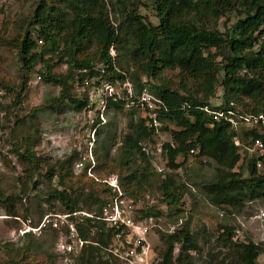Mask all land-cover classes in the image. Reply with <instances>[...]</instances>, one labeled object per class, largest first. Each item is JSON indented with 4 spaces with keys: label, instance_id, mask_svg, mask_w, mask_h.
I'll return each instance as SVG.
<instances>
[{
    "label": "trees",
    "instance_id": "16d2710c",
    "mask_svg": "<svg viewBox=\"0 0 264 264\" xmlns=\"http://www.w3.org/2000/svg\"><path fill=\"white\" fill-rule=\"evenodd\" d=\"M149 1L159 19L157 25L146 21L135 8L126 10L123 20L115 24L102 0H37L36 8L24 27L22 40L16 44L19 60L26 72L24 81H28V75L46 56L57 58L59 63L67 66V70L57 74L48 68L46 75L42 73L47 83L60 88L51 108L67 105L80 112L94 104L86 92L81 97L76 96L77 88L98 76L102 81L94 86H101L104 82L122 85L131 74L125 71L121 59L132 62L141 76L137 75L134 82V99L147 91L163 104L158 111L159 126L145 127V132L151 137L159 131L170 134L171 141L162 145L165 166L171 171L179 170L183 167L179 158L187 161L190 154L212 161L215 180L204 184L203 193L217 208L241 211L247 202L264 198V154L259 152L245 159L246 168L239 165L242 160L241 141L251 138L252 144L256 141L264 144V0ZM123 2L119 0L124 5ZM61 4L65 6L61 7ZM235 12L237 21L228 26L231 14ZM222 20H225L224 31L214 25ZM39 41L46 45L41 52L36 51ZM3 42L4 38L0 37V45ZM90 46L96 50L88 52ZM111 48H116V58L112 56ZM169 70L179 72L180 80L175 86L164 77ZM142 76L146 78L141 79ZM118 81L121 83L116 84ZM2 86L5 85L0 82ZM219 90L223 92V104L214 106L211 99ZM230 103L234 106L231 107ZM205 107L211 112L231 109L243 117L262 118L254 128L234 127L228 121H217L213 114L204 111ZM123 108L125 101L108 99L106 109L121 111ZM103 148L101 145L100 150ZM119 151L122 171L127 173L120 185L125 193L133 195L130 188H143L149 183L154 170L151 157L141 141L129 135L122 140ZM14 152L30 181L41 173L43 164L46 165L45 178L51 186L49 196L60 204V210L51 206L50 213L94 214L93 217L71 216L79 237L86 242L77 254V262L110 264L109 259H104V252H108L115 243L119 230L107 227L98 219L112 196L110 188L99 182L103 186L102 192L108 195L105 200L99 197L95 178L82 180L84 184L89 183L90 192L68 188L65 181L72 176L73 156L47 164L35 154L32 144L17 146ZM96 158H99L97 154ZM89 166L88 161L83 169L85 173ZM239 166L241 168L237 171ZM100 167L103 165L99 163L93 169L95 175ZM56 178L59 183L53 185ZM159 183L164 193L163 204L168 208L184 205L182 199L189 192L185 184L178 183L170 174L163 175ZM24 185L23 190L30 189L28 183ZM20 199V196H6L0 188V205L15 221L20 218L16 206ZM155 210L152 206L140 212L138 220L151 218ZM181 211L177 210V213ZM47 229L58 234L51 227L43 230ZM223 233H226L224 247L232 258L229 264H257L260 255L264 254V249L258 244L236 240L234 228L226 227ZM160 240L165 250L161 252L158 264H193L191 253L200 251L198 237L191 231L162 233ZM44 243L32 232H27L21 238L22 245L3 246L0 252L6 249L13 253L7 264H56V255L45 249ZM39 251L43 252V257L38 259L35 255ZM109 256L119 260L111 253Z\"/></svg>",
    "mask_w": 264,
    "mask_h": 264
},
{
    "label": "rangeland",
    "instance_id": "374dc122",
    "mask_svg": "<svg viewBox=\"0 0 264 264\" xmlns=\"http://www.w3.org/2000/svg\"><path fill=\"white\" fill-rule=\"evenodd\" d=\"M37 0H0V37L4 42L0 45V82L5 86L0 87V188L6 196H20L16 202L20 213V218L15 221L7 215V211L0 205V247L20 244L21 238L27 232H32L44 243L45 249H50L56 255V264H80L77 262V254H63L59 246L65 241V233L59 231L54 234L47 229L41 232L36 231L41 225L45 215L50 213L51 206H56L60 210V204L50 198V182L45 178L47 172L46 165L43 164L40 174L35 175L34 180L26 178L24 168L20 164L14 150L17 146L23 147L31 145L37 156L44 159L47 164H54L66 157L73 156L74 161L71 166L72 176L65 181L68 188L73 190L83 189L90 192L89 183L84 184L85 180L95 178V185L99 190V197L105 200L108 195L102 192L104 180L111 176H117L119 181L126 176V171H122V161L120 158V145L126 135L132 136L141 141L143 148L151 157L153 174L149 183L143 188H130V195L133 198H144L150 196L154 200V215L150 220L142 221V226H148L147 244L141 260L135 259L130 263L126 258V252L121 251L122 258L114 260L109 256L111 253L104 252V259H109L110 264H158L160 254L165 247L160 240L162 233H171L176 230L191 231L195 233L199 240L200 251H193V264H229L232 258L229 250L224 247V228H234L235 238L241 242H254L264 249V198L247 202L241 211L228 209V211L217 208L207 199L203 193V186L215 180V169L212 161L199 159L195 154H190L187 161L179 158L183 167L179 170H169L166 165L165 156L162 154V145L171 141L169 133L161 132L151 137L145 132L148 126L147 114L136 108H123L121 111L115 109L104 110V124L95 126L100 119L101 106L98 103V91L100 86H94L102 77L88 79L82 87L75 90V95L81 97L85 92L91 96L90 105L83 111H75L67 105L55 106L51 108L53 99L57 98L60 88L47 83L42 76L47 74L48 68L57 74H62L67 70L64 63H59L57 58L50 55L38 63L35 69L28 75V81H24V68L18 57L16 44L22 40L24 27L27 20L32 16L36 8ZM108 8L110 19L115 24L123 20V14L129 8H135L138 13L145 17L146 21L152 24H159L157 13L153 4L149 0H122L126 3L121 4L119 0H102ZM64 7L65 5H60ZM237 12L231 14V26L237 21ZM225 20L214 24L221 31H224ZM17 40V42H16ZM46 48L45 42L39 41L36 51L41 52ZM95 47H88V52H94ZM115 58L117 50L113 48ZM50 58H53L50 60ZM48 60H50L48 62ZM122 65L131 75H127L126 82L136 87L134 83L136 76H140V70L132 62L121 59ZM100 64H98L99 66ZM123 71V72H125ZM126 73V72H125ZM167 82L173 86L179 82V72L169 70L164 75ZM146 78L142 76L141 79ZM124 81V82H125ZM121 83L120 81L116 84ZM134 88V87H133ZM101 89V88H100ZM223 92L219 90L211 99L214 106H221ZM97 103H94L96 102ZM234 127H251L257 125V120L250 122L236 121ZM173 128L172 125L168 126ZM95 132V134H93ZM100 133V134H99ZM99 134V135H97ZM115 137V139H114ZM238 144L240 142L236 141ZM103 145V150L100 146ZM242 160L239 165L246 168L245 159L254 157L259 153L258 147L251 142V138L241 141ZM161 149V151H159ZM98 155V159L96 158ZM92 156L95 166L100 163V167L93 171L90 170L92 164L89 160ZM90 162L86 173L83 171L85 164ZM83 163V167L78 169V165ZM236 170L238 171L239 168ZM91 174V175H90ZM170 174L178 181L185 184L189 190L188 194L182 199V204L177 208H168L162 203L164 193L159 188L160 179L163 175ZM97 178H96V177ZM92 178V179H91ZM36 182V185H35ZM92 183V181H90ZM98 182V183H97ZM100 182V183H99ZM28 183L30 189L23 190L24 184ZM59 179L53 181L57 185ZM97 184H100L99 186ZM121 184L122 181H121ZM122 188V187H121ZM110 198V197H109ZM88 211V207H85ZM96 209L95 207L93 208ZM182 213H177V210ZM136 218H139L140 215ZM36 231V232H35ZM224 236V237H223ZM131 239L136 236H129ZM121 241L116 240L115 246L119 247ZM126 250L128 245H125ZM179 249L175 251L177 256ZM112 254V253H111ZM13 253L3 249L0 252V264H7ZM36 258H42L43 252H37ZM116 256V255H115ZM226 256H228L226 258ZM226 260L223 262V260ZM16 259V257H15ZM37 260V259H35ZM223 262V263H222ZM257 264H264V254L260 255Z\"/></svg>",
    "mask_w": 264,
    "mask_h": 264
},
{
    "label": "built area",
    "instance_id": "2783aa9c",
    "mask_svg": "<svg viewBox=\"0 0 264 264\" xmlns=\"http://www.w3.org/2000/svg\"><path fill=\"white\" fill-rule=\"evenodd\" d=\"M113 57L114 51L113 48L110 50ZM101 88V89H100ZM98 95V103H100V119L99 123H95V126H100L104 124V110L107 108L108 99L112 98L113 101H125V107L128 109L136 108L140 109L147 114L146 119L148 122V126L158 127V111L163 106L162 102L148 93L147 91L142 92L136 99H134V88L132 84L125 82L122 85H112L110 83L104 82L100 86ZM230 106L233 107L234 104L230 103ZM204 111L211 113L214 115L217 121L225 120L230 122L233 126H236V121H244L250 122L253 119L257 120V123L261 117L254 118L253 116L243 117L239 115L237 112L228 109L227 111L221 112H211L208 107L204 108ZM263 120V119H262ZM264 126V120L262 121ZM255 126V125H254ZM254 126H251L254 128ZM95 134V132L93 133ZM237 145H239L236 142ZM255 147H258L259 152L264 154V144L260 141L255 142ZM145 150V149H144ZM161 151V149H159ZM147 152V151H146ZM148 154V152H147ZM91 161L92 170L95 167L92 156L89 159ZM83 163H80L77 167L81 169L83 167ZM91 175V174H90ZM106 184L112 193L110 196L109 203L102 209L98 219L105 222L106 226L109 228H113L116 231L119 230L116 235V240L121 241V245L119 247L115 246V243L109 248V251L117 258L118 255L122 258L120 254L121 251L126 252V259L133 263L135 259L141 260L143 258V252H140L145 249L147 244V234L149 232L148 226H142L141 223L144 220H150L151 218H147L144 220H138L136 218L140 214V212L145 211L147 208L152 207L154 200L150 198V196H146L147 199L144 198H133L121 188L120 181L117 176H111L108 179L103 181ZM73 216H86L93 217L94 214H89L86 212H79L72 214ZM71 214L61 215V214H53L49 213L45 215L43 218L41 225L36 231L41 232L43 229L51 227L56 231H67L65 241L59 246V250L63 254H78L83 246L85 245V241H83L77 232L76 223L71 220ZM35 231V232H36ZM136 236L135 238H130L129 236ZM128 245V249L126 250L125 245Z\"/></svg>",
    "mask_w": 264,
    "mask_h": 264
},
{
    "label": "clouds",
    "instance_id": "9594fccd",
    "mask_svg": "<svg viewBox=\"0 0 264 264\" xmlns=\"http://www.w3.org/2000/svg\"><path fill=\"white\" fill-rule=\"evenodd\" d=\"M146 151V150H145ZM148 155H149V153H148Z\"/></svg>",
    "mask_w": 264,
    "mask_h": 264
}]
</instances>
